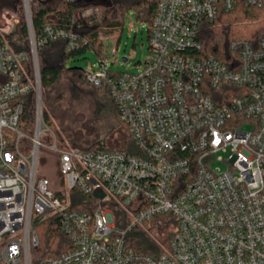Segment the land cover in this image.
<instances>
[{
    "label": "built area",
    "instance_id": "built-area-1",
    "mask_svg": "<svg viewBox=\"0 0 264 264\" xmlns=\"http://www.w3.org/2000/svg\"><path fill=\"white\" fill-rule=\"evenodd\" d=\"M23 4L29 49L0 31V264H264V32L257 42L232 41L224 59L201 41L221 12L263 9L264 0H159L138 72H113L107 59L83 71L111 95L133 151L82 150L57 137L44 117L38 49L78 42L50 24L36 36ZM91 15L97 9L82 13ZM30 97L31 134L20 128ZM46 152L65 188L40 175ZM74 190L93 211L75 208ZM166 216L174 231L160 241L151 223ZM47 218L59 221L70 248L40 259L37 225ZM134 229L157 249L131 248Z\"/></svg>",
    "mask_w": 264,
    "mask_h": 264
},
{
    "label": "trees",
    "instance_id": "trees-1",
    "mask_svg": "<svg viewBox=\"0 0 264 264\" xmlns=\"http://www.w3.org/2000/svg\"><path fill=\"white\" fill-rule=\"evenodd\" d=\"M158 1L59 0L56 3L45 2L39 6H32L30 3L32 23L36 36L42 33L45 25L50 24L65 30L69 34H73L78 42V47L73 50H67L66 41L64 40L49 42L38 49L43 104L46 107L55 106L63 100L66 91L59 89V86L63 72L72 71L66 68L69 61L76 60L87 52H93L101 60L106 59L103 38L120 37L125 17L129 11L135 12L137 20L151 25ZM92 8L98 10L97 17L91 15L87 18H76V13L85 12ZM263 32L264 8L257 9L242 4L233 11L221 12L213 22L205 24L201 33V41L207 54L224 59L225 56L231 54L229 45L232 41L249 40L250 42H257ZM16 33L17 36L7 34V38L12 45L17 50L29 49V34L25 14L17 22ZM76 70L79 77L83 78L84 70ZM30 99L32 107L25 110L20 120V128L29 134L33 132L35 126V108L32 97ZM114 106L119 115L115 104ZM49 112H44V117L47 122L51 123ZM126 133L125 143L130 140L128 131ZM88 149L107 151L112 148L97 142L90 145ZM117 149L124 150V148ZM74 191L76 197L75 208L80 211H93L94 207H91V199L85 197L78 190ZM37 233L39 245L35 249L34 254L40 259L60 256L70 248L69 239L61 224L55 218H47L41 221L37 225ZM126 240L131 248L139 252H153L157 249L151 237L139 229L129 232Z\"/></svg>",
    "mask_w": 264,
    "mask_h": 264
},
{
    "label": "rangeland",
    "instance_id": "rangeland-1",
    "mask_svg": "<svg viewBox=\"0 0 264 264\" xmlns=\"http://www.w3.org/2000/svg\"><path fill=\"white\" fill-rule=\"evenodd\" d=\"M59 0H29L32 6H39L45 2L56 3ZM30 5V6H31ZM23 0H0V31L17 36L16 25L25 14ZM96 9V8H92ZM82 13H76L81 19ZM98 14V10H97ZM93 16V15H92ZM98 16V15H97ZM94 16V17H97ZM149 24L136 19L134 11H129L125 17L120 37L103 38L104 54L113 72H138L141 63L149 57ZM119 39V40H118ZM115 49L116 55L112 54ZM127 58L128 62L123 59ZM101 59L93 52H87L78 59L69 61L63 72L59 89L66 91L62 101L55 106H44V112H49L51 128L56 131L60 140L66 139L70 145L82 150L94 143L101 142L108 148H124L126 151L135 150L131 140L126 141V126L115 109L111 95L107 90H97L79 77L76 69L89 70L96 67ZM76 70V71H75ZM49 110V111H48ZM44 157V159H42ZM39 162V173L48 177L54 189L63 186L57 158L46 152ZM218 165L222 166L220 163ZM174 220L170 216L156 218L151 223L155 235L160 241L172 236ZM167 229V234L163 229Z\"/></svg>",
    "mask_w": 264,
    "mask_h": 264
},
{
    "label": "water",
    "instance_id": "water-1",
    "mask_svg": "<svg viewBox=\"0 0 264 264\" xmlns=\"http://www.w3.org/2000/svg\"><path fill=\"white\" fill-rule=\"evenodd\" d=\"M123 61L126 62L127 61V58H124Z\"/></svg>",
    "mask_w": 264,
    "mask_h": 264
}]
</instances>
